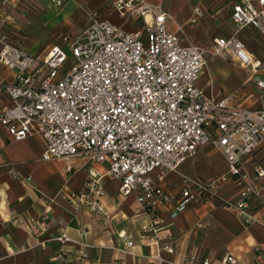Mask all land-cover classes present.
<instances>
[{
    "label": "built area",
    "instance_id": "1",
    "mask_svg": "<svg viewBox=\"0 0 264 264\" xmlns=\"http://www.w3.org/2000/svg\"><path fill=\"white\" fill-rule=\"evenodd\" d=\"M19 1L0 0L5 18ZM49 1L61 7L69 0ZM112 6L119 24L89 11L83 37L67 40L64 46L51 45L42 54L11 46L0 36V62L14 72V80L3 86L10 103L0 108V126L15 140L39 134L45 142L42 160L85 158L90 167L87 178L70 195L76 209L84 204L110 217L101 202V176L91 169L101 164L106 165L105 175L118 180L121 195L140 189L136 200L151 214L159 205L171 208L176 216L201 199L197 192H205L243 220H253L247 212L251 201L264 208V167L245 157L264 143V106L237 105L235 91L220 98L207 94L197 84L207 49L185 43L180 24L177 32L168 30L172 14L160 2L114 0ZM203 14L199 5L194 6L188 22L195 23ZM230 16L240 28H256L264 35V0H236ZM129 24L131 31L125 29ZM210 50L229 52L240 65H252L251 78L264 88L252 53L236 32L214 37ZM204 145L223 158L226 171L207 183L184 176L180 198L172 202L171 194L155 184L149 173L158 170L162 176L176 170ZM228 178L237 186L236 199L215 191ZM156 222L151 216L145 230L155 232ZM54 239L63 242L69 237L62 233ZM154 242L155 252L149 256L161 262V249L171 251L172 246ZM80 245V252L89 246ZM132 245L127 238L115 247L128 252ZM56 258L64 260L63 251ZM236 262L227 252L220 264Z\"/></svg>",
    "mask_w": 264,
    "mask_h": 264
},
{
    "label": "crops",
    "instance_id": "2",
    "mask_svg": "<svg viewBox=\"0 0 264 264\" xmlns=\"http://www.w3.org/2000/svg\"><path fill=\"white\" fill-rule=\"evenodd\" d=\"M113 1L69 0L63 6L55 7L48 0H20L9 18H5L0 7V27L5 21L11 22L6 28H0V36H4L9 45L31 53L40 52L36 49L45 45L42 49L45 53L51 45L64 46L67 40L83 37L88 25L80 36L67 32L49 43L52 32L57 28L67 27L70 31L77 28L81 20L88 18L89 11H96L99 18L119 24L121 19L113 9ZM148 1L160 2L163 9L172 14L166 23L168 30L177 32L180 24L183 30L179 33L185 43L191 41L207 49V62L197 80L207 94L220 98L226 92L235 91L237 105L264 106V88L251 78L253 66L240 65L229 52L210 50L216 36L240 32L243 37L246 31L259 33L256 28L236 25L232 31L210 21L204 16L205 12L195 22L198 26H193L195 23H189L187 16L196 6L194 2L187 0L183 8L175 9L165 0ZM180 12H183V21L179 18ZM125 29L131 31L134 28L129 24ZM245 44L252 53L257 73L264 77V45L249 41ZM13 80V70L0 62V108L10 103L3 86ZM44 147V139L39 134L15 140L0 126V264H172L186 260L189 264H220L227 252L237 258L235 264H264V208L256 200L251 201L247 210L253 217L249 221L205 192H197L201 199L190 203L176 216L171 214V208L159 205L151 214L136 200L140 189L121 195L118 180L104 174L106 165L95 164L91 169L101 176L104 190L101 202L110 212V217L104 218L84 204L76 209L70 199L71 193L87 178L90 167L85 158L42 160ZM208 148L214 150L206 145L196 151V154H203L202 162H208L200 169L202 174L208 175L200 179L204 183L226 171L222 157L223 169L219 163L213 168L210 154L205 153ZM261 152H264V143L246 156H251V161L245 157L246 161L254 162ZM195 155L185 158L176 170L162 176L158 170L149 173L155 184L171 194L174 203L180 198L183 177L193 176L183 171H195L194 161L188 159ZM172 173L180 175L177 186L173 182L179 175L175 177ZM215 191L227 199L238 197L232 178L222 182ZM153 215L157 220L156 231H146ZM62 233L69 239L63 242L54 239ZM127 238L132 239L133 245L128 252L119 251L115 246L123 244ZM155 240L160 246H172L171 251L161 249L164 259L161 262L149 256L155 252ZM80 242L89 244L82 252ZM257 246L262 249L257 250ZM59 251H63L64 260H57ZM205 259L207 263L203 262Z\"/></svg>",
    "mask_w": 264,
    "mask_h": 264
},
{
    "label": "rangeland",
    "instance_id": "3",
    "mask_svg": "<svg viewBox=\"0 0 264 264\" xmlns=\"http://www.w3.org/2000/svg\"><path fill=\"white\" fill-rule=\"evenodd\" d=\"M165 1L169 2L171 5H174L173 7H176L175 9H178L180 7L183 8L187 2V0H165ZM188 1H191L192 3L194 2L193 3L194 5H200L201 7H203V10H205L204 16H206V18H208L210 21H215L219 26H221L223 28H229L232 31L237 28L236 24H234L233 21L230 19V5L232 2H235V0H188ZM55 7H57V6H55ZM162 7H163V5H162ZM182 13L181 12L179 13V18H181V20L183 21ZM188 16H190V13ZM188 16H187V18H188ZM89 22H90L89 18L86 17V19H83L79 22V26H77V28H73L71 31L67 27H64L63 30H60L59 28H57L55 32L51 33L49 43L55 41L56 38H58L59 36L61 38V35L63 33H67V32H69V34L73 35V36L82 35L83 30L87 27ZM8 23L11 24V22H9V21L8 22L5 21V22L1 23L2 25L0 28H2L3 26H4V28H6L9 25ZM193 26H198V24L195 23V24H193ZM221 27H219V28L221 29ZM182 30H183V27H182ZM238 36L244 41V43L246 41H249L250 43L255 45V44H258L260 42V43H262V45H264V35H262L260 33H255V32L251 33L249 31H246L244 33V36L242 37V34L240 32H238ZM59 40L60 39H58V41ZM189 42H191V41H189ZM204 46H207V45H204ZM44 47H45V45L38 47L36 50L40 51V52H38L37 54L44 53L42 51V49ZM204 146H206V145H204ZM207 150L208 151L205 153L210 154V156H211L210 158L212 159L213 164H214L213 168H217L216 167L217 163H219V165H220L219 167H221V169H223L224 163H223L221 156L210 148H208ZM202 155L203 154L198 153L194 157L188 158L189 160H192V162L194 161L195 165H193V169H195L196 172L195 171H192V172L183 171V173L193 175V176H188V177L193 178L195 180L205 179V177H207L208 175L202 174V171L200 169H203V167L206 166V165L204 166L203 164H207L208 162L207 161L202 162V158H200V157H202ZM203 158H206V156L205 157L203 156ZM246 159L251 161V156L246 157ZM254 159H255V160H253L254 162H258L259 165L264 167V152L259 153ZM172 175L177 177L179 174L172 173ZM175 177H174V179H175ZM179 178H180V175L176 179V181L174 180V182H173L174 185L177 186V184L179 183L178 182Z\"/></svg>",
    "mask_w": 264,
    "mask_h": 264
}]
</instances>
